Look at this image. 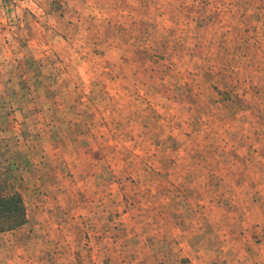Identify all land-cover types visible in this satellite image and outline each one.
Wrapping results in <instances>:
<instances>
[{"label": "rangeland", "instance_id": "rangeland-1", "mask_svg": "<svg viewBox=\"0 0 264 264\" xmlns=\"http://www.w3.org/2000/svg\"><path fill=\"white\" fill-rule=\"evenodd\" d=\"M27 3H0V264H264V0Z\"/></svg>", "mask_w": 264, "mask_h": 264}, {"label": "trees", "instance_id": "trees-1", "mask_svg": "<svg viewBox=\"0 0 264 264\" xmlns=\"http://www.w3.org/2000/svg\"><path fill=\"white\" fill-rule=\"evenodd\" d=\"M26 221L25 206L19 193H3L0 186V232L13 229Z\"/></svg>", "mask_w": 264, "mask_h": 264}, {"label": "crops", "instance_id": "crops-1", "mask_svg": "<svg viewBox=\"0 0 264 264\" xmlns=\"http://www.w3.org/2000/svg\"><path fill=\"white\" fill-rule=\"evenodd\" d=\"M28 1V3L27 4H29V5H31L32 3H34V1L35 0H18V2L19 3H22V5L23 4H25V2H27ZM37 1V0H36ZM30 2V3H29ZM25 11V10H24ZM3 14H4V11L2 12ZM3 14H1V12H0V20H3ZM5 15V14H4ZM25 23V22H24ZM24 23H22L21 22V24L20 25H22L23 27L24 26H28L27 25V22L24 24ZM0 39H2V37H0ZM2 50L0 49V52H1ZM4 64H2L1 62H0V67H2Z\"/></svg>", "mask_w": 264, "mask_h": 264}, {"label": "built area", "instance_id": "built-area-1", "mask_svg": "<svg viewBox=\"0 0 264 264\" xmlns=\"http://www.w3.org/2000/svg\"><path fill=\"white\" fill-rule=\"evenodd\" d=\"M2 2V0H0V3Z\"/></svg>", "mask_w": 264, "mask_h": 264}]
</instances>
